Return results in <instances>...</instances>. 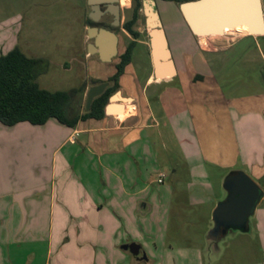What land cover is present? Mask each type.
<instances>
[{"label": "crops", "instance_id": "obj_1", "mask_svg": "<svg viewBox=\"0 0 264 264\" xmlns=\"http://www.w3.org/2000/svg\"><path fill=\"white\" fill-rule=\"evenodd\" d=\"M185 30L188 34L185 58L180 52L177 54L176 75L159 79L154 72V77L144 85L125 81L123 87L129 92L126 98L132 102L123 103L122 114L82 120L75 128L55 119L42 126L28 122L6 126L0 122V264H50L51 261L39 255L41 243H45L44 235L40 234L37 218L34 217L33 225L29 217H43L47 210L49 216L55 214V198L51 194L46 208V183L25 177L24 165L19 160L31 152L28 150L31 138L34 144L35 137L44 140L48 135L62 134V143L52 151L53 164L59 149L65 143L71 145L64 162L74 165L75 182L62 175L65 191L61 194L60 207V216L69 215L71 220L62 230L66 234L58 244L57 264H71L68 260L77 256L87 264H153L154 254L140 242L127 241L125 236L127 218L136 221L155 208L142 201L146 187L138 188L143 162L145 165L149 162L146 150L152 143L153 133L149 132L152 129L163 137L166 151L172 150L168 148L170 138L179 146L189 175L185 192L177 179L181 165L178 161L174 165L173 158L171 174L160 172L159 179L165 174V179L173 180V197L184 194L190 206L221 200L225 191L220 187L222 196H218L220 191L216 194L214 185L217 182L221 185L231 171H244L264 184V80L257 82L250 75L237 80L231 69L226 70L221 56L212 58L213 62L209 57L211 53L231 51L245 38L240 37L228 48L217 49L209 46L208 40L225 35H213L206 37L205 47L201 49L186 21ZM247 53L242 50L241 59ZM260 55L264 60L262 50ZM169 93L178 96L166 97ZM128 104L135 109L127 110ZM55 168L57 176V163ZM36 169L34 176L40 178L42 167ZM252 220L250 234L260 238L264 250V209L258 207ZM97 234L99 239L94 241L92 238ZM130 243L142 246V259L122 249ZM218 249L215 257L221 253ZM207 254L211 255L209 248ZM251 264H264V259Z\"/></svg>", "mask_w": 264, "mask_h": 264}, {"label": "rangeland", "instance_id": "obj_2", "mask_svg": "<svg viewBox=\"0 0 264 264\" xmlns=\"http://www.w3.org/2000/svg\"><path fill=\"white\" fill-rule=\"evenodd\" d=\"M74 1L0 0V55L18 46L28 57L41 59L42 62L37 68L39 72L37 82L41 88L50 92L68 91L76 86V77L71 69L73 48L76 46L79 30ZM169 16L172 18L179 16L178 9L172 6ZM244 27V29L233 30L231 32L233 35H225L221 38L212 37L208 40L209 46L217 49L228 48L230 43L241 36L250 34L249 29ZM251 40L245 39L227 53L209 54L211 62H213L212 58L221 56L224 66H227L226 70L231 69V74L238 78L237 80L242 79L244 75H250L255 81L262 82L264 80V60L260 55V50L264 53V39H260L258 46L253 48L249 46ZM242 50L248 53L241 59ZM169 95L170 97L178 96L176 93H169L166 97ZM164 128L162 125L161 129ZM149 132L153 133L152 143L146 150L149 162L148 165L143 162L141 167L143 175L139 179L138 188L141 190L146 187L141 194L142 201L154 205L155 208L147 216L136 218V221L131 217L126 219L127 241L140 242L144 249H149L155 256L153 264H251L263 260L264 250L261 247L260 238L257 235L242 232L230 233L218 242V247L209 248L211 255L207 254L206 234L211 228L212 212L217 201L213 200L203 206H190L184 194L173 197L172 189L175 185L173 180L167 178L163 184L158 182L160 172L166 175L171 174L173 158L174 165L175 161L181 165L177 179L181 180L178 183H183L179 185L185 192L189 176L188 169L180 156L179 146L174 140L170 138L168 148L172 150L168 152L159 131L152 129ZM47 137L44 140H41L43 137H35L37 141L34 144L31 138L28 148L31 152L25 153L19 160L24 165L25 177L46 183V196L44 195L46 208L49 205L51 194L55 198V214L49 216L47 210L43 217L31 216L29 218L33 225L37 218L40 234L44 235L42 239L45 243H41L39 255L51 258L50 264H57L58 244L61 240L63 241L66 234L62 230H65L64 227L71 220L69 215L60 216L61 194L65 191L62 175L68 179L72 178L75 182L72 169L74 165L64 162L65 156L71 150V145L67 143L55 155L53 164L52 151L62 143L63 136L56 133ZM56 163L59 168L57 176L53 169ZM41 167V177H35L34 171ZM257 183L264 189V184ZM220 187L222 189V184L218 182L214 185L213 190L216 194H219ZM218 196H222L221 191ZM259 208L264 209V200ZM253 223L254 220H252V225ZM135 225L136 227L133 228ZM92 239L97 241L99 235L97 234ZM216 248L221 251L218 257H215L213 252ZM68 261L71 264H87L78 256ZM111 264L115 263L111 262Z\"/></svg>", "mask_w": 264, "mask_h": 264}, {"label": "flooded vegetation", "instance_id": "obj_3", "mask_svg": "<svg viewBox=\"0 0 264 264\" xmlns=\"http://www.w3.org/2000/svg\"><path fill=\"white\" fill-rule=\"evenodd\" d=\"M261 1L264 15V0ZM181 4L174 0H100L92 3L90 0L74 1L79 30L76 46L73 48L71 69L76 77V86L72 89L76 91L75 107L79 115L90 113L97 100L107 99L103 108L106 115L105 108L112 97L118 93L122 98L128 96L129 92L123 87L125 81L131 80L130 82L144 85L151 76L154 77L151 43L154 30L164 32L177 70V54L180 52L182 58H185V21L193 35L181 12ZM149 5L157 15V26L151 25L153 20L148 15ZM172 6L179 11V16L175 18L169 16ZM244 28L242 26L234 30ZM193 37L196 45L203 49L198 36ZM241 37L252 39L249 46H255L260 39H264V35L248 34ZM93 88H100V94L93 99L87 112L86 103ZM116 103L123 104V101L117 99ZM247 233H250V227ZM213 252L216 253L217 248Z\"/></svg>", "mask_w": 264, "mask_h": 264}, {"label": "water", "instance_id": "obj_4", "mask_svg": "<svg viewBox=\"0 0 264 264\" xmlns=\"http://www.w3.org/2000/svg\"><path fill=\"white\" fill-rule=\"evenodd\" d=\"M100 0H90L97 2ZM181 12L187 20L193 33L201 37L200 43L204 49L207 38L213 35H228L237 26H246L253 36L264 35V15L261 0H194L180 5ZM152 26L159 25L157 15L151 5L147 7ZM152 54L155 76L159 79L171 78L176 75V69L168 49L167 40L162 30L152 31ZM114 47H111L113 50ZM100 88H93L88 96L86 111L90 110L93 99L100 94ZM119 99L130 103V98H122L118 93L107 104L106 115H118L125 111L123 104H115ZM135 109L128 104L127 110ZM225 196L219 200L212 212V226L206 234L208 248L218 247V242L229 232L247 233L252 218L264 199L262 187L246 172L231 171L222 181ZM145 205L143 204L142 207ZM138 259L143 258L142 246L130 243L122 246Z\"/></svg>", "mask_w": 264, "mask_h": 264}, {"label": "trees", "instance_id": "obj_5", "mask_svg": "<svg viewBox=\"0 0 264 264\" xmlns=\"http://www.w3.org/2000/svg\"><path fill=\"white\" fill-rule=\"evenodd\" d=\"M188 2L194 0H174ZM38 58L28 57L18 46L0 55V122L15 126L28 122L42 126L51 119L75 128L79 121L103 119L107 99L97 100L90 113L79 115L75 107V89L50 92L37 82Z\"/></svg>", "mask_w": 264, "mask_h": 264}, {"label": "built area", "instance_id": "obj_6", "mask_svg": "<svg viewBox=\"0 0 264 264\" xmlns=\"http://www.w3.org/2000/svg\"><path fill=\"white\" fill-rule=\"evenodd\" d=\"M165 177H166V175L165 174H162L160 176L159 182L162 183L164 181Z\"/></svg>", "mask_w": 264, "mask_h": 264}, {"label": "bare ground", "instance_id": "obj_7", "mask_svg": "<svg viewBox=\"0 0 264 264\" xmlns=\"http://www.w3.org/2000/svg\"><path fill=\"white\" fill-rule=\"evenodd\" d=\"M242 26H237L236 28H241Z\"/></svg>", "mask_w": 264, "mask_h": 264}]
</instances>
